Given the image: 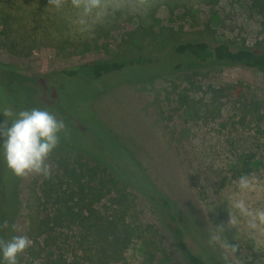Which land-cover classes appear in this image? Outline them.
I'll return each mask as SVG.
<instances>
[{
	"label": "rangeland",
	"instance_id": "1",
	"mask_svg": "<svg viewBox=\"0 0 264 264\" xmlns=\"http://www.w3.org/2000/svg\"><path fill=\"white\" fill-rule=\"evenodd\" d=\"M162 1L104 0L109 6L107 14L100 21L89 20L85 31L77 22L72 0H64L65 7L60 11L50 5V0H0V9L11 14L23 38L34 41L26 48L18 47L16 55L0 44V63L14 66L29 76L47 77V80L56 77L64 88L57 92L65 96L68 112L61 114L57 104L42 90L36 91L38 99L28 103L29 95L19 89L11 93L17 106L0 97V113L5 108L14 112L44 109L64 121L66 131L60 134L59 141L70 150L97 154L99 159L109 158L116 165L122 159L131 166V158L126 153L138 165L136 157L157 188L175 203L180 216L210 231L235 264H264V221L258 219V214L264 213V166L247 180L246 187H241L239 179L231 180L225 187L219 184L233 160L232 150L254 149V125L240 126L239 123L246 114V104L264 106V74L227 64L204 70L201 89L193 93L195 102L189 109L179 108L174 93L169 94L173 92V84L159 77L172 73L183 61L176 55L168 56L158 65L109 76L102 82H65L59 75L70 67L119 53L123 49L122 34L134 29L140 16L144 22L153 16L161 17L164 23L182 25L190 37H198L208 29L210 19L216 14L217 26L207 33L211 37L250 46L264 40L261 19L249 11V0H224L217 6L193 0L189 4L193 10L190 13L184 11L183 0H173L174 15ZM114 26L109 39L105 38L104 32ZM96 30H101L100 36ZM83 42L91 44V52L82 54L74 48V43L78 46ZM104 44H109L107 49L103 48ZM154 77L156 80L151 83ZM237 85L240 87L234 93L242 89L243 94L226 99L225 92ZM76 102L82 103L81 111L86 114L77 112ZM0 120L3 122L5 117L0 115ZM61 142L58 147H63ZM56 149L47 161L51 169L61 156ZM117 167L120 171L121 166ZM0 172L2 176L6 172L12 174L4 160L0 161ZM42 177L30 175L20 178L18 183L14 236L27 235L32 240L31 247L19 258L20 264H48L49 250L42 239L34 240L37 233L32 224ZM115 202L108 200L104 204L124 209ZM241 203L243 209L238 206ZM132 215L133 218L129 210L130 223L138 215L144 224L157 225L151 205L141 198L136 200ZM253 221L255 228L250 227ZM140 247L139 241L132 245L124 264H139ZM254 252L258 256H253ZM86 264L93 263L86 261Z\"/></svg>",
	"mask_w": 264,
	"mask_h": 264
},
{
	"label": "trees",
	"instance_id": "2",
	"mask_svg": "<svg viewBox=\"0 0 264 264\" xmlns=\"http://www.w3.org/2000/svg\"><path fill=\"white\" fill-rule=\"evenodd\" d=\"M183 1L184 11H193L189 7L193 0ZM204 1L217 6L224 0ZM162 2L170 7L171 15H174L173 0ZM248 9L261 19L264 28V0H249ZM139 19L134 29L122 34L123 49L119 53L111 58H97L62 70L59 73L61 79L76 83L102 82L109 76L129 69L158 65L168 56L176 55L182 57L183 61L175 66L172 73L159 77L173 84V92L169 94L174 93L179 108L189 109L195 102L193 95L201 89L204 70L227 64L264 74V40H258L250 46L211 37L207 33L217 26L216 14L210 19L208 29L201 31L198 37H190L182 25L164 23L161 17L153 16L149 22L142 21L141 16ZM114 29L115 26L104 32V37L109 39ZM100 31L94 32L100 36ZM30 43L34 41L23 38L11 14L0 9L1 46H7L16 55L18 47L26 48ZM108 45L104 44L103 48L107 49ZM73 46L82 54L92 51L88 42L78 46L74 43ZM46 78L29 76L14 66L0 63V97H5L11 105L17 106L12 92L16 93L19 89L26 91L29 103L33 98L38 99L36 91L42 90L46 97L57 104L61 114H67L65 96L61 97L57 92L64 88H61L56 77ZM155 80L156 77L152 78L151 83ZM237 87L240 85L230 87L225 92V98L229 100L243 94L242 89L240 93H234ZM69 90L67 87L66 91ZM75 92H78L77 89ZM79 103L75 105L77 112L86 114L81 111L82 103ZM245 112L239 124L254 125V149L248 152L232 150L233 160L227 165L228 173L219 181L222 187L233 179L249 180L258 174L259 167L264 166V106L258 107L249 102ZM61 144L63 147L57 148L61 156L51 169V176L42 177L37 212L32 220L33 230L37 233L34 240L42 239L49 250L48 264H86V261L93 264H124L127 251L138 241L142 254L139 264H235L210 231L196 227L193 221L180 216L175 203L157 188L133 153L131 155L138 165L128 153L131 166L119 159L120 155L116 165L109 158L102 160L97 154L70 150L63 142ZM0 161H3L2 156ZM117 166H121L120 171ZM0 173V224L7 221L9 225L8 228L0 229V239L11 240L18 211L17 189L20 178L9 172L5 176ZM138 198L151 205L157 225L144 224L138 215L131 223L127 220L129 210L133 218L132 212ZM108 200H116L115 203L124 209L106 206L104 203ZM100 207H104V210ZM256 254L254 252L253 256Z\"/></svg>",
	"mask_w": 264,
	"mask_h": 264
},
{
	"label": "clouds",
	"instance_id": "3",
	"mask_svg": "<svg viewBox=\"0 0 264 264\" xmlns=\"http://www.w3.org/2000/svg\"><path fill=\"white\" fill-rule=\"evenodd\" d=\"M50 5L57 11L65 7L64 0H50ZM71 7L77 11V22L86 31L88 21L102 20L109 6L104 0H72ZM0 115L5 117L0 122V156L6 167L18 178L30 175L49 178L51 168L47 161L59 145L60 134L66 131L64 121L39 108L19 112L5 108ZM246 186V178H241V187ZM238 206L244 208L242 203ZM258 219L264 221V213H259ZM8 226L5 221L0 224V229ZM250 227L255 228L256 223L253 221ZM31 245L32 240L27 235L0 239V264H19V258Z\"/></svg>",
	"mask_w": 264,
	"mask_h": 264
}]
</instances>
